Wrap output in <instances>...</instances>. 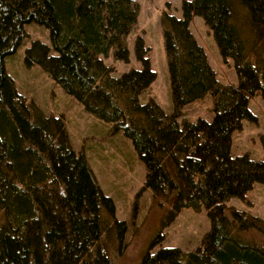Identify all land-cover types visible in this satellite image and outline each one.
Segmentation results:
<instances>
[{
    "label": "trees",
    "instance_id": "obj_1",
    "mask_svg": "<svg viewBox=\"0 0 264 264\" xmlns=\"http://www.w3.org/2000/svg\"><path fill=\"white\" fill-rule=\"evenodd\" d=\"M137 0H0V264H114L127 222L100 186L62 115L47 114L16 86L6 68L36 21L51 44L34 39L28 65L39 64L95 116L113 122L146 166L145 186L163 214V230L188 207H206L210 227L193 249L154 242L140 264H264V218L226 203L264 183V154L232 152L233 133L256 120L250 97L264 99V0H183V15H161L174 111L140 94L156 79L150 47L134 41L138 66L120 75L101 55L129 61L127 36ZM201 15L238 84L217 77L190 29ZM53 49L56 51L53 52ZM213 95L214 115L178 119L184 105ZM264 153V132L260 135Z\"/></svg>",
    "mask_w": 264,
    "mask_h": 264
},
{
    "label": "rangeland",
    "instance_id": "obj_2",
    "mask_svg": "<svg viewBox=\"0 0 264 264\" xmlns=\"http://www.w3.org/2000/svg\"><path fill=\"white\" fill-rule=\"evenodd\" d=\"M138 20L127 36L130 50L129 61L116 60L113 55H101L120 75L131 67L138 66L133 45L142 35L150 47V59L156 71V79L144 90L139 100L142 103L156 100L167 113L174 111L171 81L164 44L161 15L165 10L182 16L183 0H137ZM28 35L14 53L6 57V68L14 77L20 92L32 98L47 113L62 115L67 124L73 147L83 151L102 189L109 194L116 206V215L127 222L125 246L121 254H114V264H140L145 252L154 242L152 251L161 246H180L193 249L201 242L210 227L206 207L201 211L184 207L176 219L164 228L160 239L163 214L154 206L150 188L145 186L146 166L132 140L122 129L115 130L113 122L90 113L83 103L69 94L39 64L28 65L25 49L34 39L52 45L49 29L32 21L26 25ZM190 29L205 49L209 62L224 83L238 84V76L231 57L224 58L215 40L212 29L201 15L194 14ZM53 52L56 51L53 49ZM213 95L207 92L182 108L179 121H195L199 117L211 119L214 115ZM249 106L256 116L252 121L244 119L242 128L233 133L231 150L235 154L247 152L251 157H263L260 135L264 132V99L256 94L250 97ZM230 206L251 212L264 218V183L256 182L245 198L230 197Z\"/></svg>",
    "mask_w": 264,
    "mask_h": 264
}]
</instances>
